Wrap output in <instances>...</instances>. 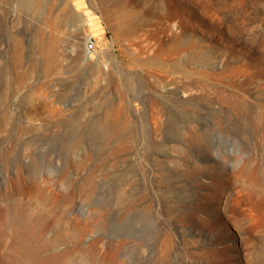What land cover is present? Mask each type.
<instances>
[{"label":"rangeland","instance_id":"rangeland-1","mask_svg":"<svg viewBox=\"0 0 264 264\" xmlns=\"http://www.w3.org/2000/svg\"><path fill=\"white\" fill-rule=\"evenodd\" d=\"M0 264H264V0H0Z\"/></svg>","mask_w":264,"mask_h":264},{"label":"bare ground","instance_id":"bare-ground-1","mask_svg":"<svg viewBox=\"0 0 264 264\" xmlns=\"http://www.w3.org/2000/svg\"><path fill=\"white\" fill-rule=\"evenodd\" d=\"M209 210L205 216L204 219L205 220H210L213 218V216H217L220 214L221 210L220 208H217L215 210ZM16 222L18 224H20V228L22 229L21 232H19V234H15L14 236V246H17V249H20L23 253H26L29 250H36L40 245V241L39 239H37V237H35L34 235L31 236L29 231H24V230H29V228H33V225H29V221L26 217L23 216V214H20L17 218H16Z\"/></svg>","mask_w":264,"mask_h":264},{"label":"built area","instance_id":"built-area-1","mask_svg":"<svg viewBox=\"0 0 264 264\" xmlns=\"http://www.w3.org/2000/svg\"><path fill=\"white\" fill-rule=\"evenodd\" d=\"M94 47V44L93 43H90L89 45H88V49L90 50L91 48H93Z\"/></svg>","mask_w":264,"mask_h":264}]
</instances>
